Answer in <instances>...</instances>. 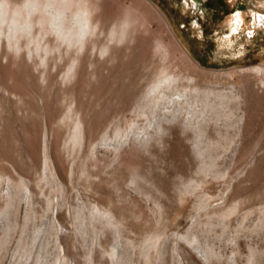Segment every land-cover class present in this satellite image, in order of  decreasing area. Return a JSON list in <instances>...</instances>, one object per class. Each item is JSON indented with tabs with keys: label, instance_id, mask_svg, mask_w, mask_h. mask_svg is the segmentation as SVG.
<instances>
[{
	"label": "rangeland",
	"instance_id": "374dc122",
	"mask_svg": "<svg viewBox=\"0 0 264 264\" xmlns=\"http://www.w3.org/2000/svg\"><path fill=\"white\" fill-rule=\"evenodd\" d=\"M100 1V9L113 8L116 17L123 16L126 8L136 9L128 38L133 39L131 55L139 60L140 68H126L134 73L145 65L149 78L162 69L172 77L180 70L207 75L264 63V41L257 39L264 37V0H232L246 3L251 16L260 13L262 21L252 26V17L244 13V24L234 29L231 16H218L208 24L211 42L204 43L206 46L200 50L184 41L187 33L199 34L200 26L179 32L157 14L148 0ZM150 1L164 15L167 13L168 8L162 10L157 0ZM169 2L179 4L185 15L194 6L191 0ZM193 16L195 13L187 14L190 19ZM173 17L177 23L182 15ZM92 24L86 35L94 34L96 38L88 39L97 45L104 43L108 28L105 34L96 36L98 29ZM205 53L210 57L199 61ZM247 54L249 60L242 58ZM237 55L241 57L230 58ZM191 60L201 66L194 67ZM109 78L102 81L107 83L99 92L96 76V81L87 77L85 90L78 81L69 83L74 101L84 105L78 111L85 119L83 124H87L85 140L69 141L74 132L72 124L61 131L60 151L55 150L57 138L49 136L46 156L50 164L44 166V156L38 153L33 158L28 148L29 119L15 114V110L14 116L0 102V151H5L0 152V264H196L190 256L191 252L198 255L194 247L200 254H208L206 260L200 256L203 264H264V108L254 112L246 124L244 120L251 113L242 103L223 97L226 101L221 106L226 105L218 113L213 112L207 122L194 123L184 131L178 124L176 135H168L164 124L161 130L152 126L147 141L127 142L115 152L107 150L105 140L122 131L140 111L138 100L120 110L109 108L112 101L119 97L122 100L126 77L121 76L117 86ZM148 105L144 113L150 118L153 100L149 99ZM100 113L103 118H98ZM257 147L261 151L252 153ZM131 151L134 157L129 159ZM56 157H66L71 174L68 185L51 169ZM28 185L35 188L30 196L24 193ZM229 208L237 210L232 213ZM225 212L229 214L218 216ZM176 216L184 223L176 224ZM113 237L118 243L116 250Z\"/></svg>",
	"mask_w": 264,
	"mask_h": 264
},
{
	"label": "bare ground",
	"instance_id": "6f19581e",
	"mask_svg": "<svg viewBox=\"0 0 264 264\" xmlns=\"http://www.w3.org/2000/svg\"><path fill=\"white\" fill-rule=\"evenodd\" d=\"M100 3V0H0V102L4 110H11L13 114L15 110V114L17 113L29 119L30 126L28 125L26 140L29 144L28 148L31 155L34 156L33 158L38 157L39 154L44 156L43 166L47 162L50 164V160L46 156V150L49 147V136L57 138L55 150L60 151L61 142L59 137L65 126L70 124L74 126V132L69 141L73 142L76 138L80 142V139L85 135L87 124L84 123V126L85 119L82 120L81 113L78 111L84 105L81 101L78 104L75 102L76 100L74 101L73 89H70L69 86L72 80L78 81L79 85L85 87L86 85H83V83L87 80V77L89 76L92 80L93 78L95 80L96 76V89H99V92L102 90L100 89L101 86L104 87L102 84L107 83H102L104 79L110 77L109 80L111 79L113 84L115 82L117 86L116 82L120 80L119 78L124 76L125 79L126 77V82L122 84L124 95L122 100H119L118 95L119 98L115 102L112 101V104L109 103L108 106L111 109L120 110L127 103L138 100L137 105L140 113L131 117L122 131H116L114 137L105 140V145L108 147V149H105H112L115 152L127 142L133 144L147 141L152 126H156L155 129L161 130V125L164 124V129L168 132V135H176L178 124L184 131L186 130L184 128H189L194 123L207 122L212 118L211 114L213 112L218 113L226 105L224 103L221 106L224 101L223 97L227 98L229 96L235 103H242L244 109L251 113L247 115V121L244 120L246 124L251 122V115L254 112L264 108V63L231 70H216L207 75H192L189 72L180 70L178 75L173 77L166 75L165 70L162 69L149 78L145 65H143L142 70L139 69L136 73L126 69L130 65L132 70L140 68L138 65L139 60L138 62L135 61L137 59L134 57L135 52L133 53L135 59H132L131 55L133 39L128 38L130 35L129 26L135 21L133 13L136 9L135 7L126 8L123 11L121 10L123 16L118 15L116 17L117 13L113 8L109 7L108 10H102L100 9ZM148 3L164 19L159 9L150 1ZM91 22L94 24H92L93 28L98 29L96 36H100L102 33L105 34V30L108 28L103 37L105 38L104 43L97 45V42L88 39L94 36V34L88 35V37L86 35L89 32ZM131 28L130 30H132ZM189 58L191 59V57ZM191 62L196 68L201 66L194 60H191ZM103 69L105 72L102 71ZM126 70L128 71L126 72ZM149 79L150 84H148ZM205 83H209L212 88H208ZM109 89L111 90V88ZM149 99L154 102V113H151L153 115L150 118L144 113ZM148 106L150 107V105ZM100 115L101 113L98 114V118H103V115L101 117ZM139 118H142V120H139ZM97 121L99 122V120ZM89 131L91 132L90 129ZM261 132L264 137V130H261ZM163 134H166V132L163 131ZM69 141L66 143L68 144L67 149H70ZM258 147V150L253 148L255 151L252 153L256 152L257 154V151H261ZM3 150L5 149L3 148ZM127 157L129 159L134 157V152L131 151ZM65 158L56 157L51 162V169L54 170L62 182H66L70 174ZM33 191H35V188L33 186L29 188V185L24 189L26 195H32ZM238 207L236 208L238 209ZM233 209L229 211L232 212ZM227 213L217 215L224 217ZM58 216L60 219L64 218L62 212H59ZM0 223L2 224V222ZM175 223L180 225L184 221L182 217L176 216ZM113 240L112 246L116 250L118 243H116L114 237ZM194 249L198 255L191 252V258L196 264H203L200 256L206 260L205 257L208 254L204 252L202 255L195 247Z\"/></svg>",
	"mask_w": 264,
	"mask_h": 264
},
{
	"label": "flooded vegetation",
	"instance_id": "af4514ba",
	"mask_svg": "<svg viewBox=\"0 0 264 264\" xmlns=\"http://www.w3.org/2000/svg\"><path fill=\"white\" fill-rule=\"evenodd\" d=\"M194 1L193 8H189L187 14L195 13L191 19L187 17L179 8V4L175 6L172 5L169 0H157L159 7L162 10L168 8L167 13H165L167 19L166 21L171 27H174L176 30L180 31H188L190 26H200V33L199 34H186L185 43L189 47L200 50L206 46L204 43L211 42L212 32L208 29V24L214 23L218 16H222L223 18H228L231 16V22H234L236 27L238 28L239 25L244 24L246 20L243 14L246 13L250 14V9L246 5V3L239 1L236 3H232V0H191ZM164 15V16H165ZM173 15H182L181 20L176 21L174 20ZM165 17V18H166ZM252 26H257V23L262 19L260 13H252ZM259 17L260 20H259ZM240 20V21H239ZM248 20H250L248 18ZM240 22V23H239ZM236 28V29H237ZM253 31V29H252ZM177 34V33H176ZM178 35V34H177ZM181 35V34H180ZM248 35L254 36L253 33H248ZM258 34L255 35V37ZM257 39H261L264 41V37L259 36ZM208 53L204 54V57H199L198 60L202 62V60H207L210 56L207 55ZM245 60H249L250 56L243 55ZM240 55L230 57L231 59L235 60L240 58Z\"/></svg>",
	"mask_w": 264,
	"mask_h": 264
},
{
	"label": "water",
	"instance_id": "95a60500",
	"mask_svg": "<svg viewBox=\"0 0 264 264\" xmlns=\"http://www.w3.org/2000/svg\"><path fill=\"white\" fill-rule=\"evenodd\" d=\"M148 1H150V0H148ZM151 2V1H150ZM152 3V2H151ZM153 4V3H152ZM154 6H156L155 4H153ZM157 7V6H156ZM158 8V7H157ZM159 9V8H158ZM159 11H160V9H159ZM161 12V11H160ZM162 13V12H161ZM162 15H163V17H164V19L166 20V18H165V16H164V14L162 13ZM167 22V21H166Z\"/></svg>",
	"mask_w": 264,
	"mask_h": 264
}]
</instances>
